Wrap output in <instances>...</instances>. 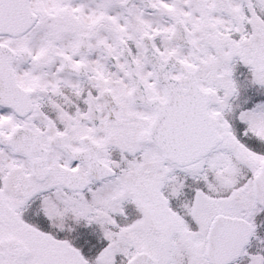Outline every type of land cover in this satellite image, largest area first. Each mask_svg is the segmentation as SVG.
Returning a JSON list of instances; mask_svg holds the SVG:
<instances>
[{
  "label": "snow or ice",
  "instance_id": "1",
  "mask_svg": "<svg viewBox=\"0 0 264 264\" xmlns=\"http://www.w3.org/2000/svg\"><path fill=\"white\" fill-rule=\"evenodd\" d=\"M0 264H264V0H0Z\"/></svg>",
  "mask_w": 264,
  "mask_h": 264
}]
</instances>
